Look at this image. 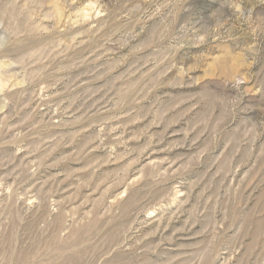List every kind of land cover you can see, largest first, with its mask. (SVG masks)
<instances>
[{
	"label": "rangeland",
	"instance_id": "rangeland-1",
	"mask_svg": "<svg viewBox=\"0 0 264 264\" xmlns=\"http://www.w3.org/2000/svg\"><path fill=\"white\" fill-rule=\"evenodd\" d=\"M0 264H264V0H0Z\"/></svg>",
	"mask_w": 264,
	"mask_h": 264
}]
</instances>
